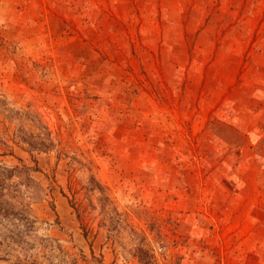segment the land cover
<instances>
[{
  "label": "rangeland",
  "instance_id": "obj_1",
  "mask_svg": "<svg viewBox=\"0 0 264 264\" xmlns=\"http://www.w3.org/2000/svg\"><path fill=\"white\" fill-rule=\"evenodd\" d=\"M16 166L0 264H264V0H0Z\"/></svg>",
  "mask_w": 264,
  "mask_h": 264
},
{
  "label": "trees",
  "instance_id": "obj_2",
  "mask_svg": "<svg viewBox=\"0 0 264 264\" xmlns=\"http://www.w3.org/2000/svg\"><path fill=\"white\" fill-rule=\"evenodd\" d=\"M27 169H28V167H26ZM1 169V168H0ZM5 170V172L3 173L2 171H0V180H2L3 178H2V176L5 178H7V175H8V177L9 176H14L15 175V172H18V171H20V170H22V168H20V166H16V167H13V168H5L4 169ZM40 195L42 194V192H43V188H41L40 187Z\"/></svg>",
  "mask_w": 264,
  "mask_h": 264
}]
</instances>
